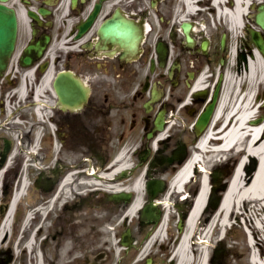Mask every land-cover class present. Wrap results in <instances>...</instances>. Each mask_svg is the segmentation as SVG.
<instances>
[{"label": "flooded vegetation", "instance_id": "1", "mask_svg": "<svg viewBox=\"0 0 264 264\" xmlns=\"http://www.w3.org/2000/svg\"><path fill=\"white\" fill-rule=\"evenodd\" d=\"M60 2L11 4L24 7L28 41L61 35L64 50L47 56L61 66L53 80L81 79L90 96L62 106L46 89L44 106L20 104L14 82H0V264H179L174 250L200 186L186 198L172 181L193 152L200 113L215 91L220 98L222 37L182 0ZM116 12L136 23L134 50L100 37ZM180 13L197 26L190 41ZM208 264L226 257L209 255Z\"/></svg>", "mask_w": 264, "mask_h": 264}, {"label": "bare ground", "instance_id": "2", "mask_svg": "<svg viewBox=\"0 0 264 264\" xmlns=\"http://www.w3.org/2000/svg\"><path fill=\"white\" fill-rule=\"evenodd\" d=\"M262 3L264 0H214L218 8V16L225 18L230 25V29L237 37L239 31L246 25H251L252 4ZM190 10L196 9L193 2L187 0L185 4ZM247 16L249 19H246ZM233 53L237 52L236 48L232 49ZM254 54L247 60L246 66L242 69L243 76L239 77L233 74L227 67L225 68L224 85L222 95L219 101L218 109L215 113L214 120L208 130L200 137L196 145V151L189 160L181 167L172 187L176 191H181L186 182L192 180L197 175V167L201 161V186L198 195L195 198L194 207L188 216L187 228L183 233L176 254L178 255L179 264H207L210 253V237L215 225L220 223V228L225 231L230 224L231 213L234 207H240L249 200V204L264 205V119L256 121V89L261 86L264 79V60L258 49L253 51ZM246 82L245 91H241L242 85ZM201 86L199 81L196 87ZM231 95H234L233 101ZM221 123L220 129L214 132L215 125ZM223 133L222 137L216 138V134ZM221 140L220 146L214 148L217 154L222 151L228 152L231 149L243 151L240 164L237 166L232 177L231 183L226 190L223 200L214 213L210 222L204 227H200V219L204 214L206 203L209 200L211 192L208 182V163L215 157L213 152V142ZM205 157H208L205 159ZM251 158L258 160L255 172L245 180V169ZM200 161V162H199ZM200 167V166H199ZM243 180H245L243 182ZM19 198L16 194L13 202ZM199 223V232H202L196 245L195 252L192 249L191 239L197 232L195 229ZM258 223H256L257 225ZM196 230V232H195ZM251 246L256 242L252 235L249 239ZM192 252L194 256L192 255ZM251 262L264 264V257L261 258L256 251L251 253Z\"/></svg>", "mask_w": 264, "mask_h": 264}, {"label": "rangeland", "instance_id": "3", "mask_svg": "<svg viewBox=\"0 0 264 264\" xmlns=\"http://www.w3.org/2000/svg\"><path fill=\"white\" fill-rule=\"evenodd\" d=\"M207 1V0H206ZM207 22L212 23V28L214 29L215 33H218V40L220 39L222 35V39L224 37V33H227L228 37V46L226 51V62L225 66L223 65L221 70L224 71V69L227 67L233 74L236 76L242 77L245 72L242 67L244 68L247 63V59L252 56L253 51L255 49V45L251 42L249 33L247 31V26L244 27L239 31V35L236 37L233 33V31L230 29V25H228V22L223 17L220 19L216 17L215 10L211 13H205L202 16ZM215 19V20H213ZM203 20V19H202ZM217 21V22H216ZM252 24V22H251ZM253 26L257 28L256 24L253 23ZM60 39L61 36L57 38V42L55 44V48H60ZM237 46V52L234 54L232 49L236 48ZM242 53L246 54L247 58H243L241 56ZM61 66L57 65V69H60ZM246 88V82L244 81L241 91H245ZM256 97L258 102H262L264 106V79L263 84L256 89ZM43 98V95H42ZM234 95H231V101H233ZM264 116V107L263 109L257 114V118ZM221 126V123H218L215 125L214 132L218 131V128ZM191 128V126L189 127ZM189 142L190 138H192L191 133H187L185 137ZM199 139H197L198 141ZM213 144V143H211ZM234 151L230 152H222L217 155V157H221V161H209V167L212 172H220L221 177L228 178L226 175H229V173H232V176L237 168V163L240 160L241 156L244 155L243 151H239L234 153ZM208 158V157H207ZM205 158V159H207ZM225 158V159H224ZM258 165V160L255 158H251V160L248 162V165L245 169V180L248 179L250 175H252L256 167ZM213 177V176H212ZM231 179V178H230ZM229 179V181H230ZM243 180V182L245 181ZM228 180L223 181L222 187H220L217 193H210V201L215 204L214 207H211L210 215H214V213L218 210L217 206L222 202L224 193L226 192L225 187ZM228 189V188H227ZM223 194V195H222ZM249 200L245 202V204H241L240 207H234V211L231 213V227H227L225 237L222 238L221 232L222 229L220 228V223L215 225L213 233L210 237L211 246H210V253L212 256H216V253H218L219 256L226 257V263L227 264H256L251 262V253L252 251H256V253L263 258L264 257V205L261 203H258L256 205L249 204ZM217 204V205H216ZM256 223H258L256 225ZM205 227L206 224H200V227ZM195 234L193 235L191 242H192V249L195 252V243L196 240L199 239V237L202 235V232H199V223L195 228ZM246 229H248L247 239L246 235H244V232H246ZM249 234L252 235L253 240L256 242L255 245L251 246L249 244ZM249 235V236H248ZM220 249L222 251H220ZM220 251V252H219ZM192 255L194 256L193 252ZM174 261H178V255L174 254Z\"/></svg>", "mask_w": 264, "mask_h": 264}, {"label": "water", "instance_id": "4", "mask_svg": "<svg viewBox=\"0 0 264 264\" xmlns=\"http://www.w3.org/2000/svg\"><path fill=\"white\" fill-rule=\"evenodd\" d=\"M258 11L259 12L255 15V21L264 29V4H261L258 7ZM31 14L35 16L33 12H31ZM93 19L94 17L91 16L87 24H90ZM189 27L188 23L184 24L185 30ZM100 30L102 31L104 37L113 41L119 40V42L124 45L131 42L130 40L133 37L134 26L130 21L114 17L105 22L103 26H101ZM17 32L18 22L15 10L0 2V72L6 68L8 58L12 55L15 49ZM250 32L253 41L264 57V35L259 30L255 29H251ZM48 40L49 36H46L45 41ZM224 42L225 41L223 40V43ZM41 51L42 47H40V42L30 44L26 48L25 54L22 57V64H31L33 59L40 55ZM55 87L60 100L63 103L79 104L84 102L88 97V89L84 87L81 82L76 81L75 83H71L63 78H58ZM214 103L215 101L211 103L200 116V119L197 122L198 132H200L207 125L213 112Z\"/></svg>", "mask_w": 264, "mask_h": 264}]
</instances>
